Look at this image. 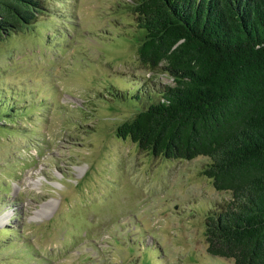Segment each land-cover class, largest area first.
<instances>
[{
  "label": "rangeland",
  "instance_id": "1",
  "mask_svg": "<svg viewBox=\"0 0 264 264\" xmlns=\"http://www.w3.org/2000/svg\"><path fill=\"white\" fill-rule=\"evenodd\" d=\"M44 4L0 41V264H236L206 248V215L231 197L209 158L114 133L173 83L139 62L130 0Z\"/></svg>",
  "mask_w": 264,
  "mask_h": 264
},
{
  "label": "trees",
  "instance_id": "2",
  "mask_svg": "<svg viewBox=\"0 0 264 264\" xmlns=\"http://www.w3.org/2000/svg\"><path fill=\"white\" fill-rule=\"evenodd\" d=\"M128 9L139 62L173 83L153 87L115 135L162 158L207 156L201 172L231 195L206 215L207 251L264 264V0H130ZM45 11L44 0H0V41Z\"/></svg>",
  "mask_w": 264,
  "mask_h": 264
},
{
  "label": "bare ground",
  "instance_id": "3",
  "mask_svg": "<svg viewBox=\"0 0 264 264\" xmlns=\"http://www.w3.org/2000/svg\"><path fill=\"white\" fill-rule=\"evenodd\" d=\"M1 220V219H0Z\"/></svg>",
  "mask_w": 264,
  "mask_h": 264
}]
</instances>
